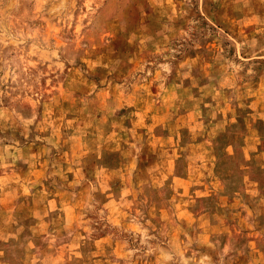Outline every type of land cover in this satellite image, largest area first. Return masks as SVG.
Masks as SVG:
<instances>
[{
  "label": "rangeland",
  "instance_id": "obj_1",
  "mask_svg": "<svg viewBox=\"0 0 264 264\" xmlns=\"http://www.w3.org/2000/svg\"><path fill=\"white\" fill-rule=\"evenodd\" d=\"M0 264H264V0H0Z\"/></svg>",
  "mask_w": 264,
  "mask_h": 264
}]
</instances>
